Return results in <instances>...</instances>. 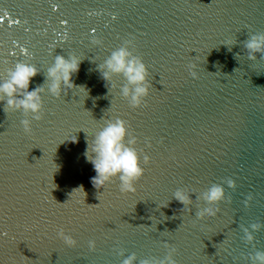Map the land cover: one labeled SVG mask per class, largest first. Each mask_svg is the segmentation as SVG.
I'll return each instance as SVG.
<instances>
[{
  "label": "water",
  "instance_id": "1",
  "mask_svg": "<svg viewBox=\"0 0 264 264\" xmlns=\"http://www.w3.org/2000/svg\"><path fill=\"white\" fill-rule=\"evenodd\" d=\"M260 32L264 0H0V82L25 62L39 70L28 90L45 88L30 133L22 110L0 102V264H122L120 249L139 264L163 258L165 241L178 264H252L264 250V56L250 60L244 41ZM126 40L152 84L135 108L120 94L123 75L105 80L99 68ZM57 55L81 59L60 97L47 91ZM117 117L141 161L151 157L135 192L118 177L92 183L89 144ZM213 184L225 198L209 205ZM210 206L219 212L197 217ZM257 222L247 242L243 227Z\"/></svg>",
  "mask_w": 264,
  "mask_h": 264
},
{
  "label": "clouds",
  "instance_id": "2",
  "mask_svg": "<svg viewBox=\"0 0 264 264\" xmlns=\"http://www.w3.org/2000/svg\"><path fill=\"white\" fill-rule=\"evenodd\" d=\"M96 42V41H94ZM133 42L126 40L124 45L112 51L111 55L99 68L103 69V77L110 80L113 74H122L127 81L122 87L120 94L126 98L132 107H139L144 98L150 94L152 88L149 80L150 71L142 57L134 55L130 49ZM244 47L248 51V58L255 60L257 54L264 56V32L253 33L244 41ZM231 50V49H229ZM237 57L239 54L237 53ZM81 59L75 55L65 58L63 55L55 56L54 63L47 70L49 81L47 91L56 97H60L66 89L76 87L73 83V74L79 71ZM190 75L197 78V65L191 63L188 66ZM36 65L25 62H18L14 68L9 69L7 78L0 82V102L6 100L5 110H22L26 118L21 120L26 133L32 131L33 120H41V110L43 101L41 93L45 90L43 86L29 91L32 78L38 74ZM28 117H31L30 119ZM128 122L117 117L109 120L94 136L86 152L88 160L93 164L96 175L92 177V183L97 189L103 188L114 178L120 181L121 192H135V182L138 181L146 171L142 164H148L151 157L145 153L141 161L140 152L133 147L136 144V137L129 138ZM149 146H151L149 142ZM91 150V155L89 151ZM227 184L235 187V182L227 180ZM80 188L83 189L81 186ZM174 198L185 206L191 204V197L182 189L176 190ZM225 198V188L222 184H213L205 193L204 199L209 205H216ZM219 212L218 207H206L197 212L198 218L205 215L214 216ZM260 223H252L248 227H243L244 239L251 242L254 239V231L261 228ZM251 229V230H250ZM57 236L70 247L77 246V240L60 228ZM168 251L163 258H144L139 260V264H178L175 255L178 249L165 241ZM90 250H95L96 241L89 240ZM118 255L124 256L122 264H137V254L135 252L125 256V250H118ZM248 258L252 264H264V250H256L249 254Z\"/></svg>",
  "mask_w": 264,
  "mask_h": 264
}]
</instances>
